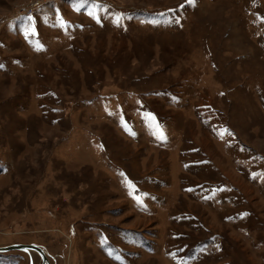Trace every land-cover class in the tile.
Segmentation results:
<instances>
[{
  "label": "rangeland",
  "instance_id": "1",
  "mask_svg": "<svg viewBox=\"0 0 264 264\" xmlns=\"http://www.w3.org/2000/svg\"><path fill=\"white\" fill-rule=\"evenodd\" d=\"M13 244L50 264H264V0H0Z\"/></svg>",
  "mask_w": 264,
  "mask_h": 264
},
{
  "label": "water",
  "instance_id": "2",
  "mask_svg": "<svg viewBox=\"0 0 264 264\" xmlns=\"http://www.w3.org/2000/svg\"><path fill=\"white\" fill-rule=\"evenodd\" d=\"M11 249H24V250H35V251H38L41 254L42 258H43V264H50L45 251L38 245L13 244V245H10V246L0 247V251H8V250H11Z\"/></svg>",
  "mask_w": 264,
  "mask_h": 264
},
{
  "label": "crops",
  "instance_id": "3",
  "mask_svg": "<svg viewBox=\"0 0 264 264\" xmlns=\"http://www.w3.org/2000/svg\"><path fill=\"white\" fill-rule=\"evenodd\" d=\"M41 51H43L42 49H41V47H38V53H40ZM235 91H237V89H234L233 91H231V92H235ZM236 93V92H235ZM18 109H16V111H17ZM20 110H18V112H19ZM20 112H22V111H20ZM25 113V112H24ZM252 128H254V123H252ZM234 130H235V132H236V134L238 135V137L240 138V136H239V132L236 130V127H234L233 128ZM244 135V134H243ZM242 141H243V146L240 148V152L242 153V155H244L245 153L247 154V153H250V154H254V152H252V150H250L247 146H249L248 144H249V142H247L246 143V141L242 138ZM245 141V142H244ZM249 147H251V146H249ZM252 148V147H251ZM253 149V148H252ZM196 156H199V153L198 152H195V154H193L192 156H191V158H192V160H194L195 158H196ZM200 156H202V155H200ZM199 156V157H200ZM206 158V160H208V162H210V160H211V158H210V156H207V157H205ZM210 166V165H209ZM236 168H237V165H236ZM204 169H208V168H204Z\"/></svg>",
  "mask_w": 264,
  "mask_h": 264
},
{
  "label": "built area",
  "instance_id": "4",
  "mask_svg": "<svg viewBox=\"0 0 264 264\" xmlns=\"http://www.w3.org/2000/svg\"><path fill=\"white\" fill-rule=\"evenodd\" d=\"M32 10H33V8H31V9L27 8L26 11L23 10V12H24V13H25V12H32Z\"/></svg>",
  "mask_w": 264,
  "mask_h": 264
},
{
  "label": "bare ground",
  "instance_id": "5",
  "mask_svg": "<svg viewBox=\"0 0 264 264\" xmlns=\"http://www.w3.org/2000/svg\"><path fill=\"white\" fill-rule=\"evenodd\" d=\"M117 235H118V234H117ZM118 236H119V235H118ZM114 239H117V238H114ZM121 239H122V238H121ZM121 239H120V240H121ZM127 243H128V242H127ZM124 260H126V259H124ZM108 261H109V259H108ZM109 262H110V261H109Z\"/></svg>",
  "mask_w": 264,
  "mask_h": 264
},
{
  "label": "snow or ice",
  "instance_id": "6",
  "mask_svg": "<svg viewBox=\"0 0 264 264\" xmlns=\"http://www.w3.org/2000/svg\"><path fill=\"white\" fill-rule=\"evenodd\" d=\"M189 2H191V0H189Z\"/></svg>",
  "mask_w": 264,
  "mask_h": 264
}]
</instances>
